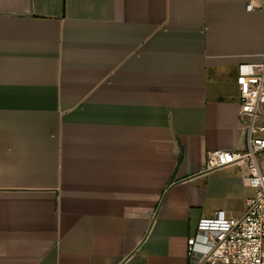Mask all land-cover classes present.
<instances>
[{"label":"crops","instance_id":"obj_1","mask_svg":"<svg viewBox=\"0 0 264 264\" xmlns=\"http://www.w3.org/2000/svg\"><path fill=\"white\" fill-rule=\"evenodd\" d=\"M246 4L0 0V264H191L200 218L243 215L247 169L205 157L248 146Z\"/></svg>","mask_w":264,"mask_h":264},{"label":"built area","instance_id":"obj_2","mask_svg":"<svg viewBox=\"0 0 264 264\" xmlns=\"http://www.w3.org/2000/svg\"><path fill=\"white\" fill-rule=\"evenodd\" d=\"M246 9L264 11V0H247ZM238 100L247 149L207 152L205 171L244 167V182L253 194L240 217L218 209L199 219L195 234L188 239L191 264H264V165L259 159L264 154V58L238 65Z\"/></svg>","mask_w":264,"mask_h":264},{"label":"rangeland","instance_id":"obj_3","mask_svg":"<svg viewBox=\"0 0 264 264\" xmlns=\"http://www.w3.org/2000/svg\"><path fill=\"white\" fill-rule=\"evenodd\" d=\"M262 108L264 109V106H262ZM259 159H260V162H264V155L263 156L261 155Z\"/></svg>","mask_w":264,"mask_h":264}]
</instances>
